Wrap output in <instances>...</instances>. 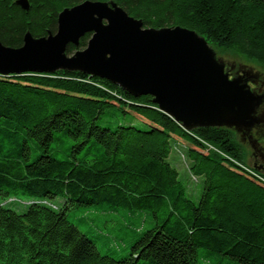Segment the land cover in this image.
I'll use <instances>...</instances> for the list:
<instances>
[{"label": "trees", "instance_id": "obj_1", "mask_svg": "<svg viewBox=\"0 0 264 264\" xmlns=\"http://www.w3.org/2000/svg\"><path fill=\"white\" fill-rule=\"evenodd\" d=\"M83 1L29 0L26 10L0 0V39L19 47L27 31L55 33L59 13ZM102 1L264 66V0ZM120 112L145 125L116 122ZM174 140L186 146L192 176L204 178L198 202L169 161ZM21 195L31 198L24 211L8 206ZM74 205L145 211L152 226L132 227L126 255L102 253L69 218ZM0 264H264V173L246 164L235 129L189 130L152 95L80 70L0 74Z\"/></svg>", "mask_w": 264, "mask_h": 264}, {"label": "water", "instance_id": "obj_2", "mask_svg": "<svg viewBox=\"0 0 264 264\" xmlns=\"http://www.w3.org/2000/svg\"><path fill=\"white\" fill-rule=\"evenodd\" d=\"M17 4L30 7L29 0ZM88 32V45L68 54V45L78 46ZM240 69L231 77L226 62L197 31L146 27L113 1L85 0L66 7L55 33L35 37L27 31L19 47L0 39L1 75L80 70L135 97L152 95L154 103L189 130L220 126L247 135L264 124V113H258L264 94L250 85L260 73L244 64Z\"/></svg>", "mask_w": 264, "mask_h": 264}, {"label": "rangeland", "instance_id": "obj_3", "mask_svg": "<svg viewBox=\"0 0 264 264\" xmlns=\"http://www.w3.org/2000/svg\"><path fill=\"white\" fill-rule=\"evenodd\" d=\"M216 52L218 57L222 58L226 63L236 62L244 64L247 67H252L261 72L264 77L263 65L230 52L220 50ZM120 113L124 115L122 112ZM125 116L126 115L116 122L122 121L124 123H133L139 126L145 125V120L141 117L128 116V118H126ZM236 133L244 148L246 164L250 167H255V164L264 166V130H254L251 132L253 139L256 141V148L260 151L259 153L252 143H250L249 139H247V135ZM172 143L174 148L170 154L169 161L179 170L180 178L187 185L190 197L198 202L201 197L204 178L203 176H192L186 146L178 141L175 143V140ZM255 152H257L256 155ZM258 169L264 173V167ZM14 199L13 202L7 203L8 206L17 211H24L26 204L31 201V198L26 195H21ZM57 201L63 200L59 198ZM101 209H96L91 206L74 205L69 211V218L76 223L82 231L89 232L90 234L93 232V235L97 237V245L102 253L109 251L117 257L126 255L130 250V244L133 242L134 233L132 227L138 226L141 228L140 230H145L152 226V223L149 221L150 215L145 211L131 212L125 207H121L114 211H101ZM141 219H148V221L140 223Z\"/></svg>", "mask_w": 264, "mask_h": 264}, {"label": "flooded vegetation", "instance_id": "obj_4", "mask_svg": "<svg viewBox=\"0 0 264 264\" xmlns=\"http://www.w3.org/2000/svg\"><path fill=\"white\" fill-rule=\"evenodd\" d=\"M232 65H235V67H232ZM241 65H243V64L236 63V62H234V63H226V71H228L230 73V76L232 77L234 75H237L238 73H241V72H239L241 70L240 69ZM259 73H260L259 74L260 75V79H256L258 82L254 83L253 81H250V85H251L252 89H254L255 91L264 94V77L262 76L261 72H259ZM258 113L259 114H263L264 113V103L260 106V108L258 110ZM263 127H264V124H261L259 126H256L252 131H254V130H256V131L264 130ZM251 132L249 134H247V136H248L247 139H249L250 143H252V145L255 147V149L259 153L260 151H259V149L256 148V141L253 139V136H252ZM242 135H244V134H242ZM256 154H257V152H255V155ZM255 167L256 168H260V167H264V166L263 165L260 166L258 164H255Z\"/></svg>", "mask_w": 264, "mask_h": 264}]
</instances>
